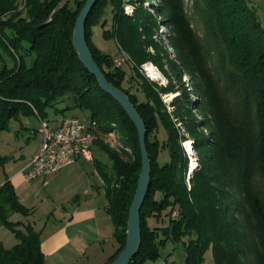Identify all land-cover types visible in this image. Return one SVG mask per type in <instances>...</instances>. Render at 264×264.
<instances>
[{"label":"trees","instance_id":"obj_1","mask_svg":"<svg viewBox=\"0 0 264 264\" xmlns=\"http://www.w3.org/2000/svg\"><path fill=\"white\" fill-rule=\"evenodd\" d=\"M157 1L154 11L173 25L171 45L178 63L170 60V68L177 71L178 80L179 66L187 72L198 98L193 102L183 87L171 111L161 93L175 89L172 80L162 86L139 72L148 60L163 65L147 50L156 44L151 37L155 21L144 14L145 0H97L85 25L95 61L108 80L128 94L147 129L151 182L140 210L141 244L128 264H153L168 240L184 245L186 264H205L209 249L213 264H264V26L251 0H193L205 32L200 37L184 12L183 0ZM85 2L0 0V47L13 60L0 68V130L8 128L10 120L31 114L50 123L59 113L60 121L69 109L89 112L80 118L97 123L92 161L118 245L105 263L109 264L126 243L141 153L135 125L99 87L72 44L75 19ZM126 2L136 4L132 14L124 10ZM107 12L111 23L102 34L114 39L126 56L130 78L138 82L143 99L123 84L125 68L91 42L90 26L105 27ZM30 54L34 61L28 65L25 56ZM58 103L65 106L58 108ZM113 130L121 133L115 148L102 138ZM184 133L194 140L198 154L191 172ZM94 146L109 162L97 158ZM161 152L166 153L163 160ZM7 160L0 154V165ZM15 212L27 215L30 209L6 179L0 185V222L17 241L10 248L0 241V264H44L40 230L11 220Z\"/></svg>","mask_w":264,"mask_h":264},{"label":"crops","instance_id":"obj_2","mask_svg":"<svg viewBox=\"0 0 264 264\" xmlns=\"http://www.w3.org/2000/svg\"><path fill=\"white\" fill-rule=\"evenodd\" d=\"M251 1L262 25L264 22V0ZM21 118L17 120L20 132H15V136L23 134L22 131L27 134L33 131L35 133L36 129ZM58 122L59 118H56L50 123L56 125ZM41 139L40 136L36 148L28 155L18 151L22 148L21 145H10L9 143L8 150L0 151L1 155L8 157V160L0 165L2 167L0 185L6 179L10 180L19 201L28 207L30 212H32V206L28 205L26 201L36 194L41 185L45 187L51 185L50 193L58 199L51 213L53 217L50 219L51 222L48 217L42 227H37L35 222L27 221L35 229L40 230V247L44 253V264H105L118 245L113 235L114 226L107 211V198L100 186L101 182L94 165L92 168H85L86 160L77 158L60 171L49 175L46 184L43 183L41 177L26 180L23 172L38 151ZM89 169H93L92 176L89 174ZM66 180L68 184L72 183L71 180H74L75 183L67 197L64 195L67 190L54 187H59L60 183L62 184ZM54 182H57L58 185H54ZM47 196H50L49 193ZM16 213H12L10 217ZM13 221H20L21 227L27 224L19 218ZM2 227L5 226L0 222V230ZM0 241L3 243L2 239ZM161 249L163 251H161L158 264H186V252L182 243L168 240ZM90 259L95 260V263H92Z\"/></svg>","mask_w":264,"mask_h":264},{"label":"rangeland","instance_id":"obj_3","mask_svg":"<svg viewBox=\"0 0 264 264\" xmlns=\"http://www.w3.org/2000/svg\"><path fill=\"white\" fill-rule=\"evenodd\" d=\"M65 1V0H63ZM70 3H72V0H70ZM158 1H152L150 0L149 2L147 0H145V9L144 10V14H151V16L154 18V25L152 27V44H156V47H153L152 45H149L147 47V50L149 52H151V54L155 55L157 58L160 59L162 65V68L157 65V63L153 60H148L145 63H150L153 64V66H155L162 74L163 76V80H156V79H152V77H148L151 81L162 85V86H166L169 84L170 79L172 80V83L175 85V89L166 93H161V98L163 100V102L166 104L167 108L169 111L173 110V105L171 104L172 100L174 99V97L176 95H178L181 91V88L185 87L189 92L190 95L192 96V100L193 102H195L198 98H197V92L194 91V87H193V81L190 79V76L187 74L186 71H184L180 66H179V74H181V80H178L177 78V71H174L170 68L169 65V61L172 60L173 62H177V56H176V50L173 48V46L171 45L172 42V38H174V31H173V25L167 21V17L166 15H159L157 12L154 11L153 6L154 5H158ZM135 3H128L126 2L124 5V10L126 13L128 14H132L134 7H135ZM183 9L184 12L187 14L190 23L192 25V28L194 29V31L200 36L203 37L205 35L204 29H203V24H202V20L200 18V15L198 12H196V7L194 6L193 0H183ZM146 18V17H143ZM105 21L107 22V24L105 25V27H103L100 23L94 24L90 26V39L91 42L96 45L97 47H99L100 49H102L103 51H105L106 53L110 54L112 56V58H119L121 59L122 63H121V67H124L127 75H126V80L124 81V85L126 87L131 88L132 92H136L141 99H143L142 93L139 90V84L135 79L130 78V72H131V66L128 62H125L126 60V56L120 52L116 42L114 41V39H106L103 36V31L104 28H109L110 27V23H111V13L107 12L105 14ZM103 19V20H104ZM168 22V23H167ZM262 25H264V22H262ZM173 36V37H172ZM25 61L28 65L32 64L34 61V55L30 54L25 56ZM127 61V60H126ZM13 63V60L11 58V56L0 47V68L2 67L3 64H6L7 66H10ZM139 72L140 74L144 75V76H148L146 75V71L144 69H142V65L139 67ZM132 73V72H131ZM58 108H62L65 106V103H58L56 105ZM192 112L195 116V118H197L198 120H200L202 118L201 114L199 113V111L193 106L192 108ZM53 110L49 111L50 117L54 116L53 115ZM62 114H58L57 118H60ZM65 116H70V115H77L79 117H86L89 115V112L87 110H82L79 108H73V109H69L66 112H64ZM24 122H29L30 126L33 127L35 130V133H24L23 131L19 136H15V132H20V128L19 126V121L17 120H10L9 122V127L3 130H0V151H6L8 150V143L10 145H17V146H22L21 149H17L20 153H23L25 155H28L30 152H32V150H34L37 146V142L40 138V136L42 137L41 133L38 131V127H39V119L36 115L31 114V115H27V116H22L21 118ZM178 126L180 127V129L182 131L185 130L184 125L181 124V122H178ZM202 130L205 133H208L209 130L208 128L204 127L202 128ZM185 134V140L182 141L183 145L186 146L185 148L187 149V153L189 156V169L188 172H191L192 169L194 167H190L191 164H193L192 160V156L194 154L195 158V162L197 164L198 162V154L197 151L195 149V143L194 140L187 134ZM120 137H121V133L120 131L117 130H113V131H109L108 133H106L105 135L102 136L103 140L105 142H107L111 147L115 148L116 146H120ZM159 138L163 139V133L160 131L159 133ZM189 141V144H186V142ZM190 146V147H189ZM191 148V149H190ZM95 154L97 155V158L100 159L102 162H109L108 157L106 154L104 153H99V149L94 146L93 148ZM99 150V151H98ZM191 153V154H190ZM166 158V153L165 152H161L160 154V159H165ZM81 160H84L83 158H81ZM85 161V160H84ZM86 165L85 168H92L93 167V161H86ZM92 171L93 169H89V174L92 176ZM2 174V167L0 166V176ZM51 180V178H50ZM72 183L68 184V181H63L62 184L60 183L59 187L54 186L55 188H60V190L64 189L67 190L66 192H64L65 196L67 197L68 193L71 191V188H73L72 186L75 184L74 180H71ZM54 185H58L57 182H54ZM50 189H52L51 185H47L46 187L41 185L36 194L34 196H32L28 201H26V203L30 206H32V212H30V214L27 215H21L19 213H16L14 216L10 217L11 220H15L16 218L21 219L22 221H25L27 223L31 222L34 223L35 225L38 227H42L44 222L48 219L49 217V221L50 219H52V211L54 209L55 202L58 200L57 198H55V196L53 194L50 193ZM70 189V190H69ZM47 193H49L50 196H47ZM69 196V195H68ZM62 199V198H61ZM51 222V221H50ZM0 239L3 240V245L6 248H10L12 247V245L14 244V241L16 240L14 237V234L6 227H2L0 230ZM17 241V240H16ZM161 251H163V249H161ZM102 253V252H101ZM164 255V252H163ZM90 261L92 263H95V260L90 259ZM99 261V260H98ZM96 261V262H98ZM160 261V259H158L156 262H154L153 264H158V262ZM205 264H213V259H212V253L211 250H207L205 252Z\"/></svg>","mask_w":264,"mask_h":264},{"label":"water","instance_id":"obj_4","mask_svg":"<svg viewBox=\"0 0 264 264\" xmlns=\"http://www.w3.org/2000/svg\"><path fill=\"white\" fill-rule=\"evenodd\" d=\"M96 2L97 0H86L80 9L74 23L72 44L78 54L79 60L86 69L95 76L99 87L121 105L137 129L141 153V170L137 180L135 193L129 207L126 227V243L118 255L109 263L128 264L138 252L141 244L140 210L151 182V162L146 147L147 129L143 118L128 94L108 80L95 61L93 53L88 45L85 29L86 19Z\"/></svg>","mask_w":264,"mask_h":264},{"label":"built area","instance_id":"obj_5","mask_svg":"<svg viewBox=\"0 0 264 264\" xmlns=\"http://www.w3.org/2000/svg\"><path fill=\"white\" fill-rule=\"evenodd\" d=\"M121 61L119 58H113L116 66H120ZM146 64H142V69L148 75ZM38 119V131L41 133L42 139L38 151L23 172L26 180L41 177L43 183L46 184L49 175L60 171L77 158H83L86 161L93 160L92 145L97 125L94 120H84L78 116L70 115L62 117L56 126H52L45 119ZM192 158L191 168L196 166L194 154Z\"/></svg>","mask_w":264,"mask_h":264},{"label":"bare ground","instance_id":"obj_6","mask_svg":"<svg viewBox=\"0 0 264 264\" xmlns=\"http://www.w3.org/2000/svg\"><path fill=\"white\" fill-rule=\"evenodd\" d=\"M146 69L148 72V76L152 77V79L163 80V76H162L161 72L155 66H153V64L147 63ZM189 143H190L189 141L186 142V144H189Z\"/></svg>","mask_w":264,"mask_h":264}]
</instances>
